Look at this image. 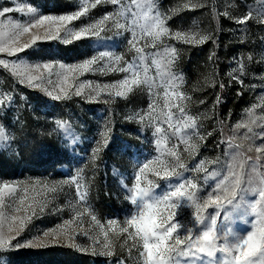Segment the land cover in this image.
<instances>
[{"label": "snow or ice", "instance_id": "obj_1", "mask_svg": "<svg viewBox=\"0 0 264 264\" xmlns=\"http://www.w3.org/2000/svg\"><path fill=\"white\" fill-rule=\"evenodd\" d=\"M258 3L255 15L248 5L245 13L233 15L232 10L237 8L234 0L226 3L222 11H218L213 2L211 11L214 19L223 16L237 25H246L249 21L264 24V0ZM105 4L112 5L113 10L86 24L74 25V21L89 17L92 9ZM205 6V0H182L179 7L183 10ZM14 11L26 19H14L9 15ZM176 11L161 12L158 0H79L75 11L62 14H44L26 0L15 7H0V67L19 84L38 88L56 101L71 99L73 95L84 96L86 88L89 90L86 98L105 104L114 103L117 98L127 99L134 90L147 92V108L126 119L142 128H150L156 147V154L140 162L131 177H120L124 199L132 206L123 220L114 218L101 222L98 219L89 201L91 177L85 176L83 168L63 182L39 179L0 182V254L21 248L67 245L108 257L121 255L125 248L131 255L132 249H136L142 264H264V112L259 116L255 112L257 107L264 110V97L259 104L245 110L246 118L233 125L228 135L224 132L226 123L216 111L223 103L218 93L203 115L205 119L215 116V123L220 127L205 130L201 115L189 112L191 96L183 88V74L173 70L179 50L166 41L198 46L209 41L215 44L217 37L199 29L173 31L167 22ZM107 33L116 37L129 34L126 50L133 54L131 60L112 50L98 51L75 64L59 61L30 64L18 55L40 41L59 40L71 44L84 38L110 39ZM146 48L156 51L146 52ZM12 57L16 59H9ZM217 59L213 51L209 60ZM246 59L251 62L253 57L248 55ZM234 60L237 67L227 73L229 84L235 82L247 87L242 79L246 75L245 58ZM100 61L106 63L100 65L99 70L123 72L125 77L110 84L93 85L91 81L78 84L79 76L96 70L94 66ZM217 83L222 91L223 81L212 80L211 86L216 87ZM14 103L13 93H0V111L11 108ZM109 124L110 120L105 123L92 151L90 159L94 167L109 143ZM256 128L261 131H255ZM240 129L246 131L241 134ZM57 130L69 143L79 141L78 134L67 122L57 121ZM216 131L221 134L217 146L226 145L225 156L228 157L222 173L216 169L208 171L209 165L219 163V157L204 158L189 168L186 160L197 155ZM15 138L11 127L6 129L0 122V150L10 149ZM201 172L205 173L203 178L199 176ZM113 173L120 175L116 169ZM210 177L215 179V185L205 193L204 186ZM126 179L131 183H126ZM160 181L165 182V190L157 193ZM62 185L75 188L76 199L66 204L70 218L30 239H18L33 220L49 209L56 193L63 191ZM248 194L255 199L246 200ZM52 211H61V208H52ZM247 217H253L251 222ZM236 220L248 225L247 229L235 230ZM86 222L90 229H97L95 234L84 229ZM77 236L87 237L90 243H76ZM0 264H7L2 256Z\"/></svg>", "mask_w": 264, "mask_h": 264}, {"label": "rangeland", "instance_id": "obj_2", "mask_svg": "<svg viewBox=\"0 0 264 264\" xmlns=\"http://www.w3.org/2000/svg\"><path fill=\"white\" fill-rule=\"evenodd\" d=\"M24 2L25 0H0V7H15L17 3ZM26 2L38 7L44 14H62L75 11L79 0H26ZM213 2L217 10L222 11L223 6L226 3H232L233 0H205V7L183 10L179 7L182 0H158V7L161 12L177 10L167 22L173 31L199 29L212 32L217 37L215 44L209 41L193 46L176 40H167L166 43L174 45L179 50V59L173 70L184 76L183 88L188 90L191 96L190 114L201 115L205 130L218 129L220 126L215 123V116L212 119H205L203 114L210 108L219 93L223 103L216 111L219 118L226 123L225 134L230 135L233 125L246 118L245 110L254 104H259L261 97H264V58H262L264 57V24L249 21L246 25H237L223 16L214 19L211 11ZM234 2L237 8L232 10L233 15L245 13L248 10L246 5L252 7L254 15L259 8L258 0H234ZM112 10L113 6L110 4L100 5L91 10L89 17H82L73 23L78 27ZM9 15L19 21L26 19L21 13L15 11ZM107 35L111 38L99 40L84 38L71 44H64L59 40L40 41L36 46L18 55L30 64L50 61L75 64L96 55L98 51L112 50L116 54H124L126 60H131L133 54L126 50V37L129 34L126 33L122 37H116L112 33ZM242 36L243 39H241ZM23 39L26 41L28 37L25 36ZM145 51L154 52L156 49L146 48ZM213 51L218 58L215 62L209 60V55ZM248 55L253 57L251 62L246 59ZM242 56L245 58L246 65V75L242 79L247 87L235 82L229 84L230 78L227 75L230 70L237 67L234 58ZM9 59H16V57ZM105 63L106 61H100L99 65L94 66L96 70L80 75L77 83L91 81L93 85H103L125 77L126 73L123 72L99 70L100 65ZM212 80L223 81L224 89L221 91L219 83L216 87H212ZM88 91L86 88L84 96L73 95L71 99L56 101L38 88L19 84L7 70L0 67V93L11 92L15 97V103L11 108L0 111V122L5 124L6 129L10 126L16 136L10 149L0 150V182H23L36 179L63 182L74 175L77 169L83 168L85 176L91 177L89 201L98 219L101 222L114 218L123 220L132 206L124 199L125 192L121 187L120 177H131L140 162L156 154L152 130L142 128L140 124L126 119L132 113L147 108L149 94L134 90L127 99L117 98L114 103L105 104L86 98ZM159 91L162 92V89ZM238 93L241 94L238 95ZM21 96L25 99L21 100ZM200 100H204L205 103L200 104ZM255 112L259 116L264 110L257 107ZM109 120V143L101 151L100 158L95 161L94 167L90 159L92 151L100 139L105 123ZM57 121L67 122L78 134L79 141L69 143L63 133L57 130ZM254 130L261 131L260 128ZM244 131L246 130L240 129L241 134ZM220 139V132H213V135L204 142L199 153L186 160L189 168L204 158L219 157V163L209 165L208 171L216 169L222 173L228 163V157L225 156L226 145L217 146ZM182 149L183 145H181ZM114 169L118 170L120 175H114ZM204 175L203 172L199 173L201 178ZM125 182L131 183L129 179ZM159 183L157 193L165 190V182ZM214 185L215 179L210 177L204 186V192L210 191ZM62 188L63 191L56 193L49 209L39 219L33 220L29 229L18 239H30L70 218L71 213L66 204L76 199L75 188L67 185H62ZM245 199L252 200L255 197L248 194ZM56 207L61 208V211H52V208ZM208 211L211 212L212 209ZM247 219L251 222L253 217H247ZM83 227L93 234L97 231L95 228L90 229L87 222ZM247 227L248 225L241 220H236L233 224V228L237 231H244ZM76 243L87 245L90 241L87 237L77 236ZM60 247L69 248L72 250L71 253H75L74 257L68 254L64 256L69 263L71 258L88 255L90 264H120L121 260L124 264H142L138 251L132 249L129 255L126 248L121 255L113 257L93 255L90 251L84 252L67 245H50L40 248L41 250L21 248L2 253L0 256L7 264H47L46 261L49 258L58 263V259L62 258ZM50 251L54 255L46 256L50 254L48 253ZM217 255L219 256V253Z\"/></svg>", "mask_w": 264, "mask_h": 264}, {"label": "trees", "instance_id": "obj_3", "mask_svg": "<svg viewBox=\"0 0 264 264\" xmlns=\"http://www.w3.org/2000/svg\"><path fill=\"white\" fill-rule=\"evenodd\" d=\"M58 249V248H57ZM41 250V249H40ZM39 250V251H40ZM59 251L60 252H62L61 254V256H62V258L61 259H58V263H56L55 261H53V259L52 258H49L47 261H46V263L47 264H90V262H89V260H88V258H89V256L88 255H80V256H78V257H76V258H71V263H69L68 261H66V259H64V256L66 255V254H68V256H73L74 257V255H75V253L74 252H72L71 253V249H69V248H65V247H60L59 248ZM48 253H50V254H48V255H46V256H49V255H54L53 253H52V251H50V252H48ZM68 262V263H67Z\"/></svg>", "mask_w": 264, "mask_h": 264}]
</instances>
